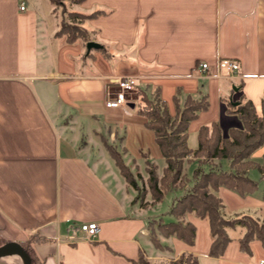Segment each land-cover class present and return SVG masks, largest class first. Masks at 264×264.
<instances>
[{
	"label": "crops",
	"instance_id": "0c3cea01",
	"mask_svg": "<svg viewBox=\"0 0 264 264\" xmlns=\"http://www.w3.org/2000/svg\"><path fill=\"white\" fill-rule=\"evenodd\" d=\"M55 3L0 0V241L30 243L40 264H137L142 254L160 262L184 252L199 264H260L264 244L254 239L243 250L241 226L228 228L225 253L211 256L209 220L191 212L185 221L196 226L193 245L161 234L167 248L154 245L149 224L176 221L172 209L193 186L198 162H185L187 184L162 201L135 202L137 190L108 147L130 168L155 163L160 176L166 161L146 117L136 113L137 91L124 107L109 108L106 100L111 83L126 76L159 89L172 115L176 97L207 94L209 108L189 125V146L196 149L200 127L215 122L229 137L243 128L230 105L244 96L263 111L264 0H73L72 12L101 11L80 24L87 41L59 34ZM89 41L100 47L88 50ZM221 58L238 60L239 73L219 74ZM253 160L263 164L264 145ZM216 162L232 170L228 160ZM247 176L257 183L254 192L222 186L218 195L227 217L248 214L264 223V172L251 168ZM144 201H152L150 193ZM92 221L100 226L93 240L73 238ZM18 257L0 264H20Z\"/></svg>",
	"mask_w": 264,
	"mask_h": 264
},
{
	"label": "trees",
	"instance_id": "16d2710c",
	"mask_svg": "<svg viewBox=\"0 0 264 264\" xmlns=\"http://www.w3.org/2000/svg\"><path fill=\"white\" fill-rule=\"evenodd\" d=\"M59 3V0H54ZM101 11L90 15L71 12L73 17L71 25L64 26L62 23L59 34H65L67 40L73 41L77 38L88 40V33L74 19L79 18L81 22L87 18L97 16ZM140 101L137 104L136 113L146 117V125L155 135V140L166 161L162 176L158 174V166L148 163V187L142 200L148 191L151 193L152 201L148 205H154L163 200L165 193L177 187L187 184L184 173L185 162L190 156L200 157L202 160L214 161L215 159H226L229 161L231 171L222 169H210L205 171L197 167L193 173L194 185L179 199L172 209V215L176 221L159 223L155 228L150 223L151 237L157 248L165 249L159 239V234L169 237L175 235L178 239L188 245H193L196 238V226L192 222L185 221L186 215L191 212L197 218H208L210 232L213 237L209 254L221 256L231 237L228 228L241 226L245 228V234L240 243L243 250H250V242L258 239L264 244V223L257 218L245 214L227 217L225 205L218 195L220 187L231 188L241 194L252 193L257 188V183L247 176L251 168H257L264 172V162L259 164L253 160L255 151L264 145V106L261 114L257 112L256 106L251 100L242 96L237 105H230V110L239 115L243 122V128H233L230 136L224 138L218 123L203 125L198 132V147L192 149L189 146V125L199 114L209 108L207 94L200 97L188 95L184 100L176 97V113L169 112L166 101L161 97L159 89L150 90L147 87L136 89ZM245 100V101H244ZM244 101V102H243ZM122 175L136 190L138 183L123 160L122 154L112 146L108 147ZM206 164V162L204 163ZM208 164V163H207ZM186 181V184H183ZM136 198L134 201L136 202ZM142 202V201H141ZM7 242L0 241V246ZM21 245L31 256L32 264H40L30 243L22 242ZM137 264H199L197 255L184 252L174 261L153 262L145 255H141Z\"/></svg>",
	"mask_w": 264,
	"mask_h": 264
},
{
	"label": "built area",
	"instance_id": "2783aa9c",
	"mask_svg": "<svg viewBox=\"0 0 264 264\" xmlns=\"http://www.w3.org/2000/svg\"><path fill=\"white\" fill-rule=\"evenodd\" d=\"M21 9H25L21 5ZM210 65L207 62H202L199 68L202 72H206ZM241 69L240 62L232 58H221L217 62V71L221 75L234 76ZM114 85L108 91L106 106L109 108L124 107L128 103L127 92L133 91L139 87L138 81L133 76L118 77L111 83ZM78 231L74 232L73 238L77 236L79 240H93L99 233L100 226L96 221L82 223L79 225ZM260 264H264V260Z\"/></svg>",
	"mask_w": 264,
	"mask_h": 264
},
{
	"label": "rangeland",
	"instance_id": "374dc122",
	"mask_svg": "<svg viewBox=\"0 0 264 264\" xmlns=\"http://www.w3.org/2000/svg\"><path fill=\"white\" fill-rule=\"evenodd\" d=\"M72 3H73V0H59V3H55L56 9L58 10L57 13L59 14V16L62 19L61 26H62V23H64V26L71 25V22L73 20L72 19L73 17L70 15L71 12H72L71 11V8L73 6ZM74 20H75L76 23H78V25L81 24V21H79L80 20L79 18H76ZM134 91L135 90L130 91V92H127V96H128V94H131V92H134ZM137 104H139L140 106H143L144 105L142 103V101H140V98L138 96V93H137ZM191 157L198 162V167H200L201 169H204L205 171H209L210 169H221V168H219V164H217V162H216V161H218L220 159H215L214 161H207V160H204V159L202 160V158H200V157H195L194 155H191L190 158ZM205 162H206V164H204ZM132 167H133V165H132ZM130 170L133 172V175H134V177H135V179H136V181L138 183V186H139V189L136 191V196H137L136 199L137 200L139 199L140 201H142V204L143 205H147V203L149 204V202H146V201L142 200L143 195L145 194V191L149 190L148 180H147L148 179L147 170H144L143 171V169L137 168L136 165H134L133 168H130ZM183 184H186V181H183ZM193 185H194V183H193ZM149 193L150 192L148 191V193H146L145 197H147V194H149ZM161 222L164 223L165 220H163L162 218L155 219L151 223H153L154 226H155V228H156L158 226V224L161 223ZM18 259L20 261V264H23L22 259L20 257H18ZM174 260H175V258H172V259L163 260V261H160V262L166 261L165 263H167L169 261H174ZM160 262H157V263H160Z\"/></svg>",
	"mask_w": 264,
	"mask_h": 264
},
{
	"label": "water",
	"instance_id": "95a60500",
	"mask_svg": "<svg viewBox=\"0 0 264 264\" xmlns=\"http://www.w3.org/2000/svg\"><path fill=\"white\" fill-rule=\"evenodd\" d=\"M87 47L88 50H91L92 48L100 47V45L94 41H89ZM233 104L237 105L238 102ZM12 255L19 256L24 264H32L31 256L20 243L11 241L0 246V258Z\"/></svg>",
	"mask_w": 264,
	"mask_h": 264
}]
</instances>
